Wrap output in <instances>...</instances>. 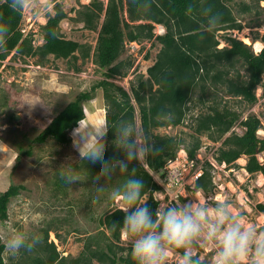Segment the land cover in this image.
Returning a JSON list of instances; mask_svg holds the SVG:
<instances>
[{
  "label": "trees",
  "instance_id": "obj_1",
  "mask_svg": "<svg viewBox=\"0 0 264 264\" xmlns=\"http://www.w3.org/2000/svg\"><path fill=\"white\" fill-rule=\"evenodd\" d=\"M53 1L56 13L49 15L41 26L44 42L36 46L33 36H24L21 29L24 10L16 13L9 7V0H0V23L9 28L0 59L16 49L21 56H38L40 64H45L49 55L71 60L75 70L80 71V65H76L78 59L84 62L92 57L93 62L105 71L103 78L90 89L81 91L51 119L35 138L36 142L53 139L61 144L70 143L69 131L86 117L85 102L93 100L101 89L106 108V132L100 138L103 160L123 159L122 151L112 143L114 130L124 120L133 121L137 127V117L143 141L155 144L158 149L145 156L144 161H133L129 165V171L136 168L137 176L144 182L142 198L147 195L145 201L153 214L162 201L155 196L162 186L153 172L160 171L170 158L175 157L181 145L186 147L190 158L195 159L202 146L203 134L220 142L214 157L218 163L236 166L237 160L246 155V170L264 175V163L257 155L264 151V137L258 134L262 128L261 119L254 113L241 119L242 113L230 107L227 101L223 102L225 95L254 104L258 101L257 88L261 86L264 90V47L254 51L251 44L227 32L244 28L239 17L242 13H252L255 3L244 0L239 3L234 0H108L105 4L102 0H91L77 11L73 20L98 32L93 47L90 43L65 37L61 22L68 18V14L59 0ZM256 1L260 3V0ZM209 14L219 17L216 25L207 23ZM142 20L146 22H138ZM155 23L164 25L165 33L156 35ZM222 30L226 32L220 33ZM219 35L228 43L226 46H219ZM144 39L157 40L161 48L156 61L148 68V76L140 74L129 91L113 80L126 76V68L132 65L119 58L126 41ZM254 39H259V34ZM261 40L264 42V35ZM146 58H149L148 54ZM197 106L204 107V110L191 115ZM189 114L193 130L189 141L155 132L161 127L184 124ZM237 123L243 127V133L233 130ZM18 149L21 156L22 145H18ZM212 167L209 160L204 161L203 173L196 179L193 191L208 193L213 190ZM126 178V174L119 173L109 183L117 181L116 186H119ZM96 181H88L86 186ZM54 185L58 191L67 192L68 183L61 173L55 176ZM23 189L24 185L12 183L0 193V221L8 219L9 204ZM257 208L264 212V202L258 203ZM124 216L119 208L101 215L98 220L103 228L87 237L84 249L75 257L62 255L57 245L49 240V233L53 230L50 225L43 229L39 243L32 250H21L23 255L19 261L5 257L7 245L0 236V264H95V260L98 264H135L131 245L119 244ZM261 230L264 232V226Z\"/></svg>",
  "mask_w": 264,
  "mask_h": 264
},
{
  "label": "rangeland",
  "instance_id": "obj_2",
  "mask_svg": "<svg viewBox=\"0 0 264 264\" xmlns=\"http://www.w3.org/2000/svg\"><path fill=\"white\" fill-rule=\"evenodd\" d=\"M59 1L68 14V18L61 22L65 37L90 43L95 47L98 32L84 28L83 22L73 20L77 11L91 0ZM102 1L106 4L108 0ZM239 1L241 0H234L235 3ZM244 1L253 5L255 3L254 11L240 15L239 19L244 25L242 30L234 29L227 32L243 41L245 36L249 37L254 51H260L257 42L261 41L264 44L261 40L264 35V0H260L259 4L256 0ZM55 13L53 0H26L21 24L24 36L32 35L36 46L43 44L41 26L47 22L49 15ZM124 15L127 17L126 8ZM165 31L164 25L154 24L156 35ZM258 34L259 39H254ZM219 39L220 47L228 44L220 35ZM160 48L161 44L155 39L126 41L125 50L119 60L130 61L132 65L126 68V76L113 80L130 91L132 82L140 74L148 76V68L156 61ZM147 54L149 58H146ZM38 61V56H21L16 49L4 59H0V193L12 183L25 186L20 195L11 200L8 219L0 221V236L6 245L8 239L17 232H24L39 239L43 229L50 225L53 230L49 233V240L57 245L62 255L75 257L84 249L87 237L103 228L99 225L98 218L115 208L123 207L122 199L115 195V189L118 187L116 180L111 185L106 182L105 190L93 195L89 190L102 185L104 181H96L86 186L88 180L79 173L75 174L78 157L73 147L74 133L81 134L85 139L91 138L94 142L96 137L100 139L106 132L103 90L99 89L93 100L85 102L86 117L69 131L70 143L61 144L53 139L38 143L35 138L67 103L74 100L81 91L90 89L98 79L103 78L105 69L99 68L92 57L84 62L78 59L76 65H80V71L75 70L73 61L57 59L53 55L48 56L45 64ZM257 96L258 101L254 104H247L239 100L240 98L225 95L223 102L227 101L230 107L242 113L241 119L253 113L258 115L262 121V128L258 130V134L264 137V90L261 86L257 88ZM201 107L197 106L191 115L204 110V107ZM191 118L189 114L184 124L161 127L155 132L176 135L189 141L193 134ZM137 128L140 130L139 117ZM233 130L243 133L244 129L237 123ZM140 140L144 142L141 135ZM201 140L202 146L198 154L204 161L209 160L213 165L211 169L213 190L206 193L203 190L193 191V186L183 188L181 195L162 205L182 204L190 200L205 201L213 206L217 203H227L244 227H254L263 232L261 227L264 226V212L258 210L257 204L264 202V175L251 174L246 170L244 167L248 160L246 155L237 160L236 166L218 163L214 157L220 142L212 141L208 134L201 135ZM18 145H22L23 148L21 156ZM257 155L259 161L264 163V151ZM141 160L144 161L145 157ZM68 166L71 167L74 176L72 184H68L67 192L63 193L54 185L55 176L62 173L63 167ZM158 176L159 174L155 175L157 179ZM189 180L193 185V179ZM155 196L164 200L160 192H155ZM146 199L147 195L142 198V202ZM119 244L131 245L124 231ZM192 252L193 255L199 256L201 262L214 264L215 249L211 242L194 243ZM22 255V251L12 255L6 248V258L13 257L14 261H19ZM179 258L180 252L174 251L167 264H179ZM95 264H98L97 260Z\"/></svg>",
  "mask_w": 264,
  "mask_h": 264
},
{
  "label": "clouds",
  "instance_id": "obj_3",
  "mask_svg": "<svg viewBox=\"0 0 264 264\" xmlns=\"http://www.w3.org/2000/svg\"><path fill=\"white\" fill-rule=\"evenodd\" d=\"M26 0H9L12 11L24 10ZM219 17L208 15L207 23L216 25ZM9 28L0 23V50H4ZM115 148L123 153V159L111 162L103 160V145L96 137L83 138L74 133L73 147L78 163L75 174L83 178L103 180L104 183L89 191L95 195L105 190V183L114 175L124 173L127 178L115 189L122 199L125 213L122 230L129 238L131 256L135 264H167L174 251L180 252L179 264H202L199 256H194L192 246L200 241L211 242L215 249L214 264H264V232L254 227H244L227 203L210 205L205 201H186L182 204L162 205L153 214L142 201L145 189L137 169L129 171L133 161L158 151L155 144L140 140V130L133 121L119 122L114 130ZM62 177L71 185L73 171L70 166L63 167ZM39 239L24 232H17L7 241V250L17 255L21 250H32Z\"/></svg>",
  "mask_w": 264,
  "mask_h": 264
},
{
  "label": "built area",
  "instance_id": "obj_4",
  "mask_svg": "<svg viewBox=\"0 0 264 264\" xmlns=\"http://www.w3.org/2000/svg\"><path fill=\"white\" fill-rule=\"evenodd\" d=\"M203 162L204 158L200 154H197L195 159L190 158L186 147L181 145L176 156L170 158L160 171L154 173L155 175L159 174L158 179L155 175L154 177L157 181L159 180L158 183L162 186L160 193L164 197L159 208L162 204H166L167 201H173L177 196L181 195L183 188H187L188 185L195 186L196 179L203 173ZM190 178L193 179V185H191Z\"/></svg>",
  "mask_w": 264,
  "mask_h": 264
},
{
  "label": "bare ground",
  "instance_id": "obj_5",
  "mask_svg": "<svg viewBox=\"0 0 264 264\" xmlns=\"http://www.w3.org/2000/svg\"><path fill=\"white\" fill-rule=\"evenodd\" d=\"M244 41L246 42V43H249V44H252L251 42V39L249 38V37H246L245 36V38H244ZM257 45H258V49L259 50H261L263 47H264V44L261 42V41H259V42H257ZM201 191V190H200ZM160 192V191H159ZM201 193V192H200ZM203 196V195H202Z\"/></svg>",
  "mask_w": 264,
  "mask_h": 264
}]
</instances>
